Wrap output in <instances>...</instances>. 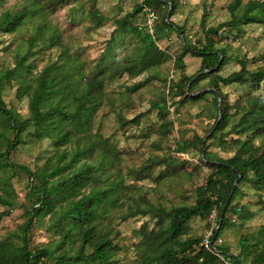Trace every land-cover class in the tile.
Listing matches in <instances>:
<instances>
[{"label":"trees","instance_id":"trees-1","mask_svg":"<svg viewBox=\"0 0 264 264\" xmlns=\"http://www.w3.org/2000/svg\"><path fill=\"white\" fill-rule=\"evenodd\" d=\"M67 1L45 0L44 5L53 11ZM34 3L35 6L28 4L15 11L3 12L0 15V31L12 33L27 17L36 15L39 12L36 7L38 2ZM178 4L179 0H141L131 12L114 18L115 26L108 43L116 32L131 34L136 42L129 51L116 58L108 70L85 76L82 63L70 56L67 50H62L55 61L35 75L18 78L16 98H27V117L8 107L2 92L5 85H13L11 79L18 70L32 68L33 64L28 59L34 54L36 37L28 40L27 51L18 55L14 66L0 75V221L18 205L17 194L9 176L5 174L8 168L27 174L26 197L32 200L30 206L23 205L26 219L19 230L0 239V264H43L54 256L56 264H116L115 256L121 246L115 242L118 231L113 234V226L107 219L110 212L120 206L126 209L122 214L124 220L149 216L155 219L157 226H161L165 218L170 220L169 227L162 231L149 228L146 222L133 229L131 238L137 240L131 248L139 264H222L215 251L228 254L235 264H264V225L255 234L241 235L240 250L236 255L227 246L216 243L221 231L233 225L228 216L230 212L238 215L241 221L252 217L248 210L233 204L240 193L239 184L248 183L256 191L264 190V142L256 144L254 141L264 135V93L247 94L232 115L228 112L229 105L221 93L220 84L250 82L256 88L264 81V64L250 70L246 67V60L237 58L240 69L221 76L217 70L229 58L223 48L214 46L211 37L224 27L231 30L249 23L264 25V0H230L227 6L230 20L207 28V13H204L201 21L204 38L197 39L196 44L189 42L184 27L170 20ZM169 10L170 14L166 17ZM149 11L154 13L155 18L150 22L147 18L144 24L135 23L139 13L147 16ZM90 17L96 27L106 19L96 9L91 10ZM43 30V25H38L36 35H41ZM173 31L180 35L182 44L181 52L174 57L158 45ZM41 42L49 46L61 43L57 33ZM105 52L106 49L100 60ZM188 54L201 59L198 75H188L182 71L178 79L167 80L165 77L163 80L167 83V91L152 102V107L157 109L162 119L159 131L165 135L173 124L172 120H167L174 103L171 98L179 97L177 103L183 104L207 94L213 95V102L220 113L208 136L194 135L191 139L177 142L176 146L177 152H183L189 146L199 149L200 163L208 168V172L204 182L193 190V203L170 206L155 204L143 195L134 196L136 187L124 183L117 148L109 138L90 130L103 104L106 81L124 74L136 77L168 60L173 61L174 70H182ZM207 77V90L193 97L191 94L205 88H197L198 80ZM155 78L156 75L151 74L125 86V90L127 93L136 92ZM141 117L142 114H137L127 119L120 115V126H138ZM54 118L69 126L53 133L50 140L54 147L52 154L33 171L12 162L11 153L25 143V137H41V124ZM230 120L233 121L231 125ZM228 126L237 135L230 138L235 151L228 158H214L205 142L220 138V133ZM75 133H83L82 138L72 140L71 136ZM164 164L170 166L166 158L152 156L137 168H127L126 173L140 181L152 177V170ZM213 213L216 227L212 228L208 237L211 244L206 245L203 236L191 233L190 221L199 218L208 224ZM46 215H49L52 225L60 227L55 246H32L29 238L31 228ZM14 238L20 240L19 245H15Z\"/></svg>","mask_w":264,"mask_h":264},{"label":"rangeland","instance_id":"rangeland-1","mask_svg":"<svg viewBox=\"0 0 264 264\" xmlns=\"http://www.w3.org/2000/svg\"><path fill=\"white\" fill-rule=\"evenodd\" d=\"M36 1L38 2L36 7L39 9L36 15L27 17L22 25L12 33L0 31V75L14 66L18 55H23L27 51L28 40L32 36L37 38L33 47L34 54L28 59L33 64L32 68L18 70L11 79L13 85H5L2 92L6 105L16 109L24 117L28 116L27 98L22 100L16 98V80L35 75L44 66L55 61L62 50H67L70 56L76 57L82 63L85 76L108 70L115 59L129 51L136 42L133 35L116 32L113 35V40L108 43L115 26L114 18L131 12L135 4L141 0H68L65 4L58 5L53 11L44 5L45 0H0V15L6 10L15 11L24 5L35 6L34 2ZM247 1L243 0V2ZM229 3L230 0H179L170 20L174 24L184 27L189 42L196 44L197 39L203 40L204 38V29L201 24L203 14L207 13L206 28L226 22L231 18L227 9ZM92 9H96L99 14L106 16L99 27L94 26L91 20ZM147 18L148 14L145 16L143 13H139L135 23L144 24V20ZM40 24L43 25L44 30L38 36L36 28ZM54 33H57L61 43L49 46L48 43L41 42L43 39L47 41ZM211 37L214 39V46L223 48L229 58V61L217 70L221 76L240 69L237 58L246 60V67L250 70L264 64V25L249 23L231 30L224 27ZM158 45L160 48L166 49L172 57L182 50L181 37L175 31L167 39L158 42ZM105 49L103 59L100 60ZM200 66V57L188 54L184 58L182 70H174L173 61L168 60L136 77L131 78L124 74L119 78L106 81L103 104L95 115L90 131L91 133L97 131L109 138L111 144L117 148L124 183L136 187L135 197L143 195L152 203H162L166 206L190 204L194 200V188L204 182L208 168L200 163L199 149L189 146L185 151L177 152L176 146L177 142L191 139L194 135L208 136L210 128L214 126L220 113L213 102V95L207 94L201 99L185 101L183 104L177 103L179 97L171 98L174 103L167 115V120H172L173 124L165 135L159 131L162 119L158 115L157 109L152 107V102L167 91V83L163 80L165 77L167 80L178 79L182 71L193 75L198 72ZM151 74H155L156 78L146 86L136 92H126L125 86H130ZM208 80L209 77L198 80L197 88L205 87L207 89ZM220 90L229 105L228 112L233 115L237 105L243 101L247 94L264 93V81L256 88H253L250 82L220 84ZM101 96L103 97V93ZM173 107L176 108L175 112H173ZM137 114H142L138 126L132 124H128L124 128L120 126V115L130 119ZM232 122L230 120L229 124L231 125ZM68 126V124L60 123L57 118L42 123L40 126L41 137H25V143L19 145L11 153V161L25 165L32 171L35 170L53 152L54 147L50 141L53 133L61 127ZM82 134L75 133L71 138L72 140L80 139ZM235 137L237 135L228 126L220 133V138L208 139L205 145L214 158H228L235 151L230 142V138ZM241 137L244 138V135L242 134ZM254 141L256 144L263 143L264 135ZM152 156H158L160 159L166 158L167 164L174 168L172 169L166 164L160 165L152 170V177L140 181L127 175V168H137ZM0 174H2L1 171ZM5 174L9 176L17 194L18 205L0 221V239L19 230L26 219L23 214V205L30 206L32 203V200L26 197L27 174L15 168H8ZM0 186H2L1 183ZM239 189L240 193L233 204L248 210L252 217L241 221L238 215L230 212L228 216L233 225L225 227L219 236L221 244L227 246L234 255L239 253L241 235L255 234L258 228L264 225V190L256 191L248 183H240ZM125 210V206L116 207L110 212V217L107 219L113 226V234L118 231L115 242L121 246V250L115 256L116 264H139L136 253L131 248L137 240L131 238L133 229L146 222L149 228L162 231L169 227L170 220L165 218L161 226L155 225V219L149 216H137L124 220L122 214ZM213 217L214 213L208 224L199 218L192 219L190 221L191 233L203 236L204 239L210 236L212 228L216 227ZM59 233L60 227L52 225L49 222V215H46L41 222L32 226L29 235L30 243L32 246L47 245L53 248ZM13 240L15 245L20 244L19 239L14 238ZM9 252L7 251V253ZM43 264H56V256L47 259Z\"/></svg>","mask_w":264,"mask_h":264},{"label":"built area","instance_id":"built-area-1","mask_svg":"<svg viewBox=\"0 0 264 264\" xmlns=\"http://www.w3.org/2000/svg\"><path fill=\"white\" fill-rule=\"evenodd\" d=\"M155 18V15L152 11H149L148 13V19H149V22ZM209 237V236H208ZM208 237L204 239V243L206 245H209L211 244V242L208 240ZM216 243L218 244H221L222 241L220 238H218L216 240ZM216 254L219 256L220 260L222 261V264H235L234 261L232 260L231 256H229L228 254H225V253H222V252H219V251H215Z\"/></svg>","mask_w":264,"mask_h":264},{"label":"water","instance_id":"water-1","mask_svg":"<svg viewBox=\"0 0 264 264\" xmlns=\"http://www.w3.org/2000/svg\"><path fill=\"white\" fill-rule=\"evenodd\" d=\"M169 14H170V10L168 11V13H167V15H166V17H168L169 16ZM215 69H217V66H215ZM207 89L206 88H204V89H202V90H200V91H197L196 93H193V94H191L192 96H197V95H199L200 93H203V92H205ZM220 222H221V220H220Z\"/></svg>","mask_w":264,"mask_h":264}]
</instances>
